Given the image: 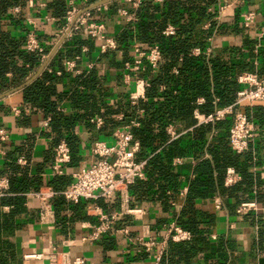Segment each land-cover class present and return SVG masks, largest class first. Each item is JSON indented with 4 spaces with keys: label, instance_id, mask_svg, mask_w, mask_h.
Listing matches in <instances>:
<instances>
[{
    "label": "crops",
    "instance_id": "crops-1",
    "mask_svg": "<svg viewBox=\"0 0 264 264\" xmlns=\"http://www.w3.org/2000/svg\"><path fill=\"white\" fill-rule=\"evenodd\" d=\"M53 1L33 0L31 4L25 1L17 5L19 12L11 13L9 9L8 16L1 21V30L9 33L11 38L25 39L26 17L37 18V38L46 58H40L38 65L28 71L23 80L17 84L10 83L12 73L6 72L4 84L6 87H0V129H4L9 136L5 143H0V176H6L9 183L10 177L15 180L23 179L28 183L25 191L8 190L7 195L0 198V264H46L27 260L25 255L50 246L67 253L66 260H62L60 264H71V261L77 257L84 259V264H162V257L166 256L170 240L178 243L188 242L191 239L188 232V239L173 241L165 225L171 222L176 224L175 220L185 203L188 183L194 178V166L203 159H211L206 146L218 136H223L228 142L232 115L214 122L203 123L202 118L207 114L194 107L185 121H173L164 126L166 133V126L172 124L178 137L171 141L180 139L182 146L185 147L191 143L196 127L209 124L211 129L199 158L192 156L190 145L184 157L175 156L171 159V165L178 173L181 185L168 204L164 205L149 194L137 199L129 191V206L132 209H139L140 213H137L136 218L133 215L122 216L114 223V228L123 229L125 232L104 235L94 240L88 237L98 224L99 213L110 215L119 210L117 200L104 198L79 199L77 202H71L66 201L61 195H55L51 199L55 223L51 226L40 225L38 202L28 194L49 186L48 183L53 177L50 173L53 148L56 143L64 140V137L55 140L50 136V115L44 116L25 104L23 89L39 78L43 72H55L59 77L56 90L62 98L57 102L56 109L63 116L77 118L72 133L77 138L80 161L77 168H73L75 166L71 163L68 164L71 168L67 166L65 176H71L81 166L95 161V157L89 153L93 142L113 141L115 132L125 125H130L132 121L137 123L134 127L140 126L139 120L145 117L141 104L146 102V91L151 85V78L159 71V66L152 70L151 66L143 61L140 64L142 70L136 75L130 74L131 79L127 83L124 82V77L128 74L125 64L134 62L132 45L139 44L146 48L151 43H155L151 36L149 40L139 39L141 31L138 32L137 27L144 15L143 12L137 14L139 7L133 10L126 0H110L105 3L106 10L101 12V17L105 21L106 34L115 40L116 48L101 53L99 42L86 37L82 32L75 33L71 40L63 42L59 47L54 43V35L63 24V17L61 19L52 17L48 11ZM63 1L67 7L68 0ZM100 1L102 0L94 2L88 0V3L84 4L82 0H75V5L79 11L92 12V5ZM169 1H176L185 19L190 16L196 19L202 11V20L196 27V32L197 37L203 32L207 43L202 49L193 46L189 53L195 57L200 55L204 57L205 62L208 63L209 79L212 75L208 60L219 58L225 64L240 69L243 65L249 66L251 71L248 73H254L264 81L259 74L264 70V0H215L212 3L204 0L186 5H179L184 3L183 0H164L157 3V6L162 10L164 3ZM218 5L229 6L225 8L224 16L216 20ZM202 6L204 8L202 10L197 8ZM119 9L133 14L135 21L127 22L119 17L117 15ZM246 11L255 13L254 21L247 29L241 24V14ZM44 15L52 17L53 21H45ZM150 16L149 19L144 17V22L153 24V28L163 24L161 11H152ZM163 26L162 35L167 26L174 29L173 34L164 35L165 38L177 35L176 28L170 21L166 20ZM123 34L130 36L128 41L130 47L119 42L118 39ZM151 35L153 36L152 31ZM209 38H212L211 46H208ZM196 49L198 51L194 52ZM66 60H74L72 70L64 66ZM60 66L63 71L59 69ZM242 72H238L235 76ZM171 74H177L176 67H172ZM87 77L93 81L89 86L81 83V80ZM135 79L143 82L138 84ZM144 81L148 85H145ZM236 84L238 89L235 93L242 89V85L237 81ZM165 88V84H158L160 92ZM73 92L82 94L92 105V110L74 108L71 101ZM135 93L142 96L132 102L130 94ZM235 98L236 94L232 103L218 107V98L212 97L214 108L212 112L233 105ZM205 102L202 96L195 100L198 107H202ZM233 111L245 114L256 128V135L251 141L252 150L248 151L251 156L250 190L247 193H231V188L240 185L242 178L232 166H228L222 179V185L226 190L221 193L216 189L210 199L197 202V209L214 215L206 248L203 247L204 245H197L203 247L202 251L187 257L177 256L174 249L171 262L165 259L164 264H257V260L264 257V100L235 105ZM195 114L199 117L196 118ZM116 115H122V119H116ZM96 117L101 118L100 125L94 122ZM218 121H226L225 128H214ZM62 133L66 134L65 131ZM171 141L168 138L166 144ZM160 150L161 147H158L148 157L159 153ZM174 159H178V162H174ZM227 169H232L236 175V179L229 186L224 182ZM166 193L170 195L171 192L168 190ZM215 197L221 201L219 208L214 206ZM17 198H20V204L16 206ZM241 203H255L258 210L237 214L236 207ZM138 239L143 244L137 242ZM148 243L152 245L146 246L145 244ZM67 260L70 263H67Z\"/></svg>",
    "mask_w": 264,
    "mask_h": 264
},
{
    "label": "trees",
    "instance_id": "trees-1",
    "mask_svg": "<svg viewBox=\"0 0 264 264\" xmlns=\"http://www.w3.org/2000/svg\"><path fill=\"white\" fill-rule=\"evenodd\" d=\"M94 1L89 0V2ZM202 1L204 0H183L184 3L179 5ZM205 1L212 3L215 0ZM23 2L25 0H0L1 88L6 87L4 85L6 72L12 73L13 77L10 83L17 84L23 80L28 71L40 62L41 57L38 53L25 51V39H13L9 36V33L1 30V21L8 16V10L13 6L23 4ZM157 5L152 0H143L137 9L138 15L144 13L142 15L143 19L137 27L138 32L141 31V37L137 32L139 39L149 40V36L153 37L152 41L155 43L150 45L156 44L158 46L163 61L159 65L157 75L151 78V85L146 91V102L141 104L145 117L139 120V127L131 128L133 139L139 143V150L135 155L136 160H146V165L144 168L145 179L135 181L134 185L129 187V191L137 199H140L142 195L149 194L166 205L173 195L178 192L181 185L180 177L171 165V159L175 156L184 157L190 145L192 156L196 159L199 158L203 152L211 125L206 124L196 127L193 131L191 143L186 147L182 146L180 139L166 144L169 137L164 131V126L173 121H185L194 107L199 108L205 114L212 113L214 109L212 97L218 98V107L232 103L235 94L238 92L235 93L238 89L235 75L240 71L249 72L251 69L247 65H243L241 69L227 65L219 58L209 59L212 75L209 79L208 63L205 62L204 57L202 55L195 57L189 53L193 46H199L202 49L207 43L204 33L201 32V35L197 37L196 32V27L202 20V11L196 19L191 18V16L185 19L176 1L164 3L162 10ZM197 8L204 9L203 6ZM157 10L161 11L163 24L168 20L176 28L177 35L175 37L165 38L161 34L163 24L153 28V24L144 22V17L151 18L150 12ZM48 11L52 17L61 19L66 11L64 1L54 0L50 3ZM129 39L130 36L123 34L118 40L130 47L128 45ZM172 67L177 68L176 75L171 74ZM59 69L63 71L61 66ZM259 74L260 77L264 78V70ZM58 78L55 72H43L39 78L23 89V100L32 110L41 112L44 116L50 115V136L55 140L64 137L70 151V163L75 166L73 168H77L80 158L78 156L77 138L72 133L77 118L75 116H63L56 109L57 102L62 98L56 90ZM89 79V77L82 79L81 83L89 86L93 83ZM159 83L165 84L166 87L161 92L158 90ZM72 94L71 101L74 108L92 110V105L82 94L77 92ZM199 96L204 97L206 100L202 107H198L195 103L196 98ZM110 112L114 111L110 110ZM226 125V121H218L215 123L214 128H225ZM62 131H65L66 134L64 135ZM158 147H161L159 153L148 157ZM206 151L211 159H203L194 166V178L188 183L183 209L175 220L178 226L190 233L191 239L188 242L178 243L170 240L166 256L162 257V264H164L165 259L171 262L174 249H176L177 256L187 257L196 255L198 251H202L203 247L206 248L211 226L214 222V215L197 209V202L210 199L216 189L221 193L226 190L222 185V179L228 166H232L242 178V183L231 188V193H247L250 190L252 184L251 173L249 172L250 153L247 152L242 155L233 153L229 143L223 136H218L209 143L206 146ZM68 167L71 168V166ZM71 181V176H53L48 185L59 192L66 189ZM9 184V190L15 192H23L28 186L25 180H15L12 177H10ZM168 190L171 192L170 195L166 193ZM18 204H20V198L16 199L15 205ZM197 245L204 246L197 247Z\"/></svg>",
    "mask_w": 264,
    "mask_h": 264
},
{
    "label": "built area",
    "instance_id": "built-area-1",
    "mask_svg": "<svg viewBox=\"0 0 264 264\" xmlns=\"http://www.w3.org/2000/svg\"><path fill=\"white\" fill-rule=\"evenodd\" d=\"M32 3L33 0H25ZM83 3H88V0H82ZM136 10L141 0H126ZM164 0H152L153 3H161ZM229 6V5H228ZM227 5H218L216 20L224 16V10ZM63 17V24L59 27L54 35V43L59 47L63 42L73 38L75 33L82 32L90 39L99 42V51L105 53L108 50L116 48V42L112 37L106 34L105 21L101 17V12L106 10V4H94L91 10L79 11L75 5V0H68L67 7ZM11 13L19 12L18 6L10 8ZM117 15L124 18L127 22L135 21L133 14H129L124 9H119ZM255 18L253 11H246L241 14V24L247 29L251 26ZM43 19L47 22L53 21L52 17L44 15ZM37 23L38 19L32 16L26 17L27 31L25 33L24 49L30 53H38L41 58H46L43 47L37 38ZM174 32L173 27L167 26L163 30V34L168 36ZM212 38L208 39V46H211ZM57 47V48H58ZM198 50H194L197 52ZM133 64L126 63L128 74L124 77V82L127 83L131 79V75H136L142 70L141 63L144 61L152 70L162 63L163 58L156 44L149 45L146 48L139 44L132 45ZM77 58V57H76ZM64 66L68 70L74 67V60H66ZM131 74V75H130ZM139 84V79H135ZM236 81L242 85V89L236 93L235 102L233 105L224 107L214 112L204 115L203 123L217 121L227 115H232V124L228 131V143L230 149L235 154H243L251 151V141L256 135L254 123L248 117L240 112H234L233 107L242 103H254L264 100V81L259 79L256 74L242 72L236 77ZM145 85H148L144 81ZM139 96L138 93L130 94V100L134 102ZM198 118L199 115L195 114ZM116 119L121 120L122 115H116ZM94 122L97 125L102 123L101 118L96 117ZM137 126V123L132 121L130 125H125L119 128L115 134L113 141H95L89 149L91 156L95 157V161L88 165H83L71 174L72 181L69 186L62 191H55L52 187H41L35 192L28 195L35 198L38 202V223L42 226H51L55 223V212L52 207L51 199L55 195H61L66 201L77 202L79 199L97 200L104 198L106 200H117L119 210L110 215L98 214V224L94 231L88 236L90 239H98L104 235H112L113 233L125 232L123 229L113 227L114 223L120 217L125 215H133L135 218L140 213L139 209H132L129 206V187L137 180L145 178L144 168L146 160H136V153L139 150V143L135 141L131 134V127ZM166 133L169 141L178 137L175 128L172 124L166 126ZM9 139L8 133L4 129H0V143H5ZM21 163V159H19ZM178 162V159H174ZM70 163V151L67 143L62 140L53 148V158L50 165V173L52 176H63L66 174V168ZM225 185H231L236 179L232 169H227L224 178ZM9 190V180L6 176H0V198L7 195ZM215 208L221 206L219 198L213 199ZM255 203H241L236 207L237 214H245L250 211H257ZM166 231L169 233L173 241H183L189 238V233L182 230L174 222L165 225ZM143 244L140 239L137 240ZM151 246L152 243L145 244ZM67 253L58 251L55 247H48L40 251H33L25 255V259L32 261H40L46 264H60L62 260H66ZM67 263L68 262L67 260ZM71 264H84V259L75 258Z\"/></svg>",
    "mask_w": 264,
    "mask_h": 264
},
{
    "label": "water",
    "instance_id": "water-1",
    "mask_svg": "<svg viewBox=\"0 0 264 264\" xmlns=\"http://www.w3.org/2000/svg\"><path fill=\"white\" fill-rule=\"evenodd\" d=\"M107 1H110V0H102L100 1L99 3H97L98 5L100 4H105L107 3ZM257 264H264V257H260L258 260H257Z\"/></svg>",
    "mask_w": 264,
    "mask_h": 264
}]
</instances>
